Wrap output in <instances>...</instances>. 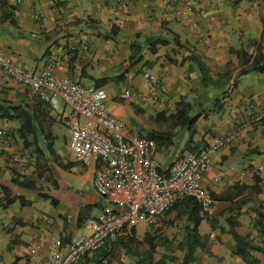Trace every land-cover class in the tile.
<instances>
[{
	"label": "crops",
	"instance_id": "obj_1",
	"mask_svg": "<svg viewBox=\"0 0 264 264\" xmlns=\"http://www.w3.org/2000/svg\"><path fill=\"white\" fill-rule=\"evenodd\" d=\"M186 4L193 5L195 12H188ZM170 5L175 6L174 11ZM261 6L264 3L248 0H0V48L12 61L38 70L54 59L59 75H68L85 85L102 86L115 102L121 100L119 95L125 89H133L135 100L129 106L136 116L131 130L145 137L151 131H171L160 145L154 141L162 172H168L180 156L198 152L214 137L230 133L239 120L252 122L247 131L212 157L202 179L211 192L232 199H214L212 206L205 209L215 225L203 220L199 226L207 247L197 249L191 264H252L237 254L233 229L263 249L251 250V254L257 264H264V235L259 228L260 214H264V74L253 71L242 76L237 86L231 78L226 88H207L191 59L192 54L199 55L214 73L223 72L232 61L234 77L240 66L230 50H249L255 40H261L264 46ZM40 10L44 17L36 19ZM194 19L200 30L192 26ZM156 38L168 41L153 53L148 43ZM134 44L142 45L143 60L137 64L130 60ZM145 70L158 75L161 85L152 87L143 82ZM104 78L107 81L102 84ZM120 83L124 85L120 87ZM3 88L16 100L19 93L34 96L0 66V89ZM223 91L225 97H221ZM203 92L210 93L207 101L201 100ZM218 98L221 100L216 102ZM181 101L192 105L191 116L200 114L194 134L188 126L172 128L170 121L160 116L175 113ZM121 102L127 104V100ZM59 105L53 111L57 119L54 133L60 121L70 128L76 116L62 98ZM109 111L119 118L123 116L119 106L109 105ZM147 111L149 118L140 116ZM63 114L68 115L66 119ZM19 126L17 120L0 118V131L7 127L12 137L5 144L0 142V185L9 186L13 196L26 202L22 204L17 199L4 206L0 186V264H42L52 242H60L66 251L73 237L87 232V219L99 215L107 203L95 190L94 167H84L75 158H64L59 153V162L45 155L38 168L37 156L28 153L19 137ZM69 134L64 136L66 150ZM59 167L70 171L71 178H78L82 185L90 183L96 195L81 193L68 180L60 179ZM38 173L43 174L42 179ZM19 174L35 179L42 193L50 198L39 190L13 185L12 178ZM166 213L163 216L170 215ZM204 222L208 226L203 229ZM145 232L139 235L136 228V237L142 242L148 234ZM122 235L125 234L110 238L102 249L89 253L79 264H134L138 257L121 246ZM114 253L118 259L112 257ZM183 255L184 251L175 264H181ZM166 258L174 264V260Z\"/></svg>",
	"mask_w": 264,
	"mask_h": 264
},
{
	"label": "built area",
	"instance_id": "obj_2",
	"mask_svg": "<svg viewBox=\"0 0 264 264\" xmlns=\"http://www.w3.org/2000/svg\"><path fill=\"white\" fill-rule=\"evenodd\" d=\"M185 8L191 14L195 12L191 4ZM170 10L174 11L175 6L170 5ZM43 17V11L36 12V19ZM192 26L200 30L198 20L194 19ZM0 66L18 85L47 100L53 110L60 108L62 98L76 113L70 123L69 148L82 166L94 167L95 190L107 203L99 215L87 219V232L73 237L66 251L60 242H52L42 264H79L89 253L102 249L110 238L131 233L141 222L146 226L158 225L181 197L198 198L204 209L210 208L214 198L202 179L212 157L252 124L239 120L230 133L214 137L198 152L180 156L168 172H162L156 161L154 141L130 130L125 120L110 113L109 95L104 87L59 75L54 59L38 70L14 62L1 48ZM143 77L152 87L161 85L160 77L148 70ZM134 96V91L128 88L120 93L119 99ZM67 116L63 114V119ZM10 139V129L3 127L0 142L5 144Z\"/></svg>",
	"mask_w": 264,
	"mask_h": 264
},
{
	"label": "trees",
	"instance_id": "obj_3",
	"mask_svg": "<svg viewBox=\"0 0 264 264\" xmlns=\"http://www.w3.org/2000/svg\"><path fill=\"white\" fill-rule=\"evenodd\" d=\"M240 1L241 0H236V3ZM248 1L254 3L259 2V4L264 3V0ZM260 14L264 28V7L262 6L260 9ZM167 41L168 40L163 38L151 40L148 43L151 52H156L157 46L166 44ZM133 46L136 48H133L134 51L130 56V60L132 64H137L143 60V54L141 52L142 45L134 44ZM230 54L231 56L238 59L240 66L239 71L234 77L232 75L233 71L231 68L234 66L232 61L229 62L223 72L214 73L201 60L199 55H191V59L196 62L200 69L202 75L201 80L205 87L210 88L213 86L215 88H226L227 83L231 78L235 79L234 85L237 86L239 79L250 72L255 71L264 74V46L261 40H255L251 44L249 50L231 49ZM233 68L235 69V66ZM106 81L107 78H104L101 80V83L104 84ZM225 92L226 91H223L222 93L224 97L226 96ZM19 94V99L16 100L9 97L7 89H0V118L5 120H17L20 122V126L18 128L19 137L23 140L28 150L34 149L37 156V167L40 168L42 167L43 159H45L44 149L42 145H40V141L41 143H45L46 147L51 151V153H56V135L54 133L53 127L57 123V119L53 113L54 110L52 105L47 100L41 98L38 95L29 96L27 92ZM220 100L221 98H218L216 99V102H219ZM191 109L192 105L190 103L181 101L178 103L175 113L169 116H166L165 114H161L160 116L164 121H170L172 128L177 126H188L190 129H192V133L194 134L196 132L194 125L200 114L191 116L189 114ZM261 120L264 124V117H262ZM170 134L171 131H151L147 138L160 145V143L169 138ZM56 161L59 162L58 157H56ZM64 167H67V165ZM38 178L42 179L43 174L38 173ZM257 181H260L259 177H257ZM11 182L13 185H18L29 190H39L42 193V187L37 184L35 179L32 177L19 174L15 175ZM0 186L4 191V197L2 199V204L4 206L12 204L17 199H20L22 204L26 203L23 201L22 197L13 196L9 186L3 184ZM42 195L46 198H50V195L47 193H42ZM212 196L215 200L232 199L231 196L222 197L216 195L213 192ZM52 201L57 202L55 198H52ZM171 213H174V217L177 220H186L185 240L179 244L180 248L184 251L181 264H191L196 260L197 249L199 247H207V243L203 241V237L199 232V226L203 220H208L214 227V219L208 215L207 210L202 207L198 198L188 196L179 198L174 206L169 211H167L166 214ZM259 223V228L264 235V214H260ZM232 233L237 240V254L240 255L245 261L252 264H257L258 261L252 256L251 250L262 251L263 249L259 245L252 244L244 236L238 234L235 229L232 230ZM119 241L121 246L126 249L127 253L138 257L134 264H169L168 259L165 256L161 257L160 259L155 258L154 253L156 251V239L151 235V233H148L145 237V242H142L136 237V228H133L131 233L122 235ZM143 245H145V247L141 249ZM112 257L117 259L119 258L116 253H114Z\"/></svg>",
	"mask_w": 264,
	"mask_h": 264
},
{
	"label": "rangeland",
	"instance_id": "obj_4",
	"mask_svg": "<svg viewBox=\"0 0 264 264\" xmlns=\"http://www.w3.org/2000/svg\"><path fill=\"white\" fill-rule=\"evenodd\" d=\"M152 73V72H151ZM153 74V73H152ZM143 82L147 81L144 79L143 77ZM148 84V83H147ZM88 85V84H86ZM120 87H122L124 84L120 83L119 84ZM133 91V89H132ZM210 96L209 92H203L202 96H201V100L202 101H207L208 98ZM135 97V96H134ZM134 97H132L131 99L127 100V104L122 103V100H119L118 102H115L113 99L108 100V109H109V105L113 106H119L121 107L122 111H123V116L121 118H123L125 120L126 123L129 124V129H132V122L134 123V118L136 116V114H134L133 112V108L131 106H129L130 102L135 100ZM223 97V95L221 96ZM116 103V104H114ZM141 117L144 118H149L150 113H144L142 115H140ZM130 118H132L130 120ZM69 125H67L65 122H59L57 127H56V133L55 135L56 137V153L53 154L51 153V151L46 147L45 143H42V147L44 149V153L47 157H50L51 159H56L57 155L59 153L62 154V156L65 157H71V158H75L74 155L72 154L70 148L66 150L65 148V140H64V136H68L69 134ZM139 130V129H137ZM69 140H70V134H69ZM29 154L31 153L34 157L36 155L34 149L28 150ZM59 151V152H58ZM62 157V159H63ZM64 160V159H63ZM157 161V159H156ZM57 170L60 172V175H58V177H60V179H64V181L68 180L69 184L72 186H75L76 189H79V191L84 192V193H91V194H95L94 189L92 188L91 184H86V185H82L80 180L78 178H71L70 175V171H67L66 169L63 168H57ZM96 195V194H95ZM104 199V198H103ZM104 209V206H103ZM102 209V210H103ZM97 212V210H96ZM161 222L159 225H155V226H146V224H144L143 222L139 223L137 226V231L139 235H143V233L146 231L148 233H151L152 236L155 237L156 239V251L154 253L155 258H160L162 256H166V257H170L172 260H174V264L177 260L181 259L182 256V252L183 250L180 248V243L182 241L185 240V225H186V220H175L174 219V214H170L169 216H163L161 217ZM171 221V222H170ZM207 222L203 223V229L206 227ZM208 226V225H207ZM145 232V233H146ZM142 246L141 249H143ZM176 260V261H175Z\"/></svg>",
	"mask_w": 264,
	"mask_h": 264
}]
</instances>
